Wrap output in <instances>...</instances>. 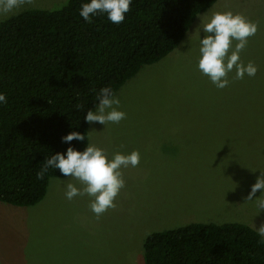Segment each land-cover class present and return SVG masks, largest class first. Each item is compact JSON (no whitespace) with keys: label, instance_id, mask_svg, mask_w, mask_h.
Returning <instances> with one entry per match:
<instances>
[{"label":"rangeland","instance_id":"1","mask_svg":"<svg viewBox=\"0 0 264 264\" xmlns=\"http://www.w3.org/2000/svg\"><path fill=\"white\" fill-rule=\"evenodd\" d=\"M64 3L29 0L24 9ZM226 11L257 24L240 56L258 71L243 79L233 71L229 85L218 89L197 69L195 29ZM115 94L126 118L88 124V144L109 158L140 153L136 167L121 169L125 187L116 206L97 217L88 196L68 200L66 185L81 187L71 177L50 178L33 206L0 202V264H144L142 244L153 231L192 222L264 227V211L245 202L264 171V0H216L176 48Z\"/></svg>","mask_w":264,"mask_h":264},{"label":"trees","instance_id":"2","mask_svg":"<svg viewBox=\"0 0 264 264\" xmlns=\"http://www.w3.org/2000/svg\"><path fill=\"white\" fill-rule=\"evenodd\" d=\"M216 0H133L124 22L79 16L82 2L27 8L0 22V202L33 206L52 177L37 179L44 161L69 146L88 145L83 118L96 93L116 92L146 64L169 54L197 14ZM71 131L85 141L63 143ZM144 264H264V239L244 223L192 222L147 234Z\"/></svg>","mask_w":264,"mask_h":264},{"label":"clouds","instance_id":"3","mask_svg":"<svg viewBox=\"0 0 264 264\" xmlns=\"http://www.w3.org/2000/svg\"><path fill=\"white\" fill-rule=\"evenodd\" d=\"M28 3L29 0H0V22L18 15ZM132 3L133 0H86L80 5L79 16L91 23L94 17L102 15L110 23L119 25L124 22ZM195 32L198 40L197 69L216 88H226L230 82L228 75L233 71L236 79L256 75L257 66L251 61L245 64L240 56L248 44V38L257 32L256 23L231 11L215 12L198 24ZM201 32L204 34L202 38ZM96 101L94 108L86 112L83 118L85 123L106 127L126 118V113L118 110L120 100L110 86L96 93ZM6 103V94L0 92V105ZM85 139V135L77 131H71L61 138L63 143L69 145L73 140L83 142ZM139 162L140 153L136 150L128 154L117 152L109 158L103 148L94 144H88L83 150L69 146L63 153L56 152L44 161L37 179H43L49 169L59 170L63 177L74 178L81 187L67 184L65 197L72 200L77 196H88L91 211L99 217L116 206L114 201L125 187L121 169L136 167ZM245 202L251 203L258 213L264 211V171L259 170ZM257 230L258 235L264 239V227Z\"/></svg>","mask_w":264,"mask_h":264}]
</instances>
